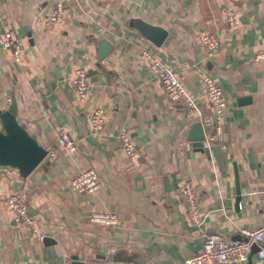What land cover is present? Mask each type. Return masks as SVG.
<instances>
[{"label":"crops","instance_id":"crops-1","mask_svg":"<svg viewBox=\"0 0 264 264\" xmlns=\"http://www.w3.org/2000/svg\"><path fill=\"white\" fill-rule=\"evenodd\" d=\"M56 1L0 0V35L9 31L21 45L18 61L0 46V133L13 123L46 151L27 174L0 161V264H183L206 234L238 238L241 227L264 220V58H255L264 48V0H62L61 20L46 29L43 17ZM226 10L239 16L234 29ZM134 19L163 28L160 43ZM205 33L220 38L215 54L206 53ZM142 49L178 71L199 114L165 96ZM78 66L87 71L84 100L71 83ZM205 73L226 95L221 132L208 149L189 137L197 121L204 136L212 131ZM97 106L105 119L94 132L89 114ZM121 132L137 150L133 161ZM61 133L74 140L73 151L59 144ZM87 168L100 184L91 193L70 183ZM183 180L197 187L199 225L186 214ZM13 193L36 218V233L15 226L6 203ZM93 211L117 221L92 222ZM256 247L239 264H264Z\"/></svg>","mask_w":264,"mask_h":264},{"label":"built area","instance_id":"built-area-1","mask_svg":"<svg viewBox=\"0 0 264 264\" xmlns=\"http://www.w3.org/2000/svg\"><path fill=\"white\" fill-rule=\"evenodd\" d=\"M63 14V2L57 0L51 10L44 15L42 24L46 29L52 28L58 23ZM225 20L228 29H234L239 24V16L233 10H226ZM202 43L208 55L215 54L220 48V38L214 33H205L201 37ZM0 46L11 50L14 60L18 61L21 57V45L12 37L9 31L0 35ZM141 54L146 62L149 72L156 77L163 89L165 96L172 102L180 101L187 111L199 114L198 106L182 84L178 71L171 65L164 62L151 50L142 49ZM256 59L264 58V48L255 54ZM205 96L212 107L213 126L212 131L205 135L201 145L208 149L212 140L221 132V114L226 106V95L219 83L209 74L202 76ZM71 83L76 97L84 100L88 92L87 71L83 66H78L73 71ZM105 119V111L101 107H94L89 114V124L91 130L97 132L101 130ZM122 150L129 160L137 158L138 153L125 132L119 134ZM58 142L67 151L75 149V143L66 133H61ZM50 156L54 152H48ZM72 187L79 192L91 193L99 188V180L93 168H87L70 179ZM184 204L186 214L190 221L199 225L202 222V214L198 204L197 187L191 180H183L178 186ZM6 203L12 212V220L17 228L36 233L38 230L36 218L30 215L27 204L23 196L19 193L10 194L6 198ZM89 220L102 224H114L117 221L115 213L108 211H93L89 214ZM238 238L228 239L224 236L212 232L206 234L201 247L190 254L183 264H239L243 262L250 253L253 245L257 244L255 253L258 257H264V220L256 226H243L239 229ZM117 264H136L133 261H120ZM140 264H155L151 261H144Z\"/></svg>","mask_w":264,"mask_h":264},{"label":"water","instance_id":"water-1","mask_svg":"<svg viewBox=\"0 0 264 264\" xmlns=\"http://www.w3.org/2000/svg\"><path fill=\"white\" fill-rule=\"evenodd\" d=\"M134 26L140 30V32L148 39L153 41L155 44H159L162 40L165 30L159 26H155L139 19L133 20ZM103 40L100 41L102 43ZM105 50L98 53V59H102L105 56ZM9 112L15 113V101L12 99L9 106ZM190 139L197 141L201 144L204 133L202 130L201 123L199 121L194 122L190 126ZM46 154V151L37 148L33 141L27 138L13 123L6 124V131L0 133V161L14 164L20 168V170L27 174L29 173L38 163L42 161ZM46 244H49L51 238L48 236L43 237ZM51 253L53 252L50 247ZM54 263V262H52ZM55 264L58 261L55 260Z\"/></svg>","mask_w":264,"mask_h":264}]
</instances>
